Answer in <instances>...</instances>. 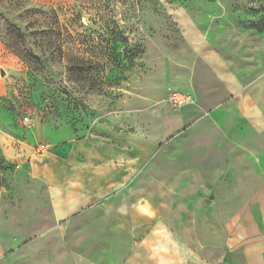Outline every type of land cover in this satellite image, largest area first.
I'll return each mask as SVG.
<instances>
[{"label":"rangeland","instance_id":"rangeland-1","mask_svg":"<svg viewBox=\"0 0 264 264\" xmlns=\"http://www.w3.org/2000/svg\"><path fill=\"white\" fill-rule=\"evenodd\" d=\"M221 57L264 71V0H0V208L14 219L15 235L24 234L21 243L52 226L47 188L31 160L64 156L67 145L92 135L114 144L135 123L149 130L168 120L172 136L204 135L207 156L198 183L205 164L201 154L194 165L191 150L200 141L180 137L175 144L190 151L171 149L174 170L142 177L158 214L180 216L175 228L183 213L193 224L201 216L204 230L190 224L189 236L167 233L164 243L194 251L180 253L178 264L186 257L191 264H264L260 157L245 159L259 181L243 182L238 158L214 152L213 109L201 105L212 97ZM189 77L195 94L184 89ZM171 91L194 103L173 108Z\"/></svg>","mask_w":264,"mask_h":264},{"label":"crops","instance_id":"crops-1","mask_svg":"<svg viewBox=\"0 0 264 264\" xmlns=\"http://www.w3.org/2000/svg\"><path fill=\"white\" fill-rule=\"evenodd\" d=\"M218 64L212 97L201 104L213 109V150L219 156L238 158L235 164L245 167L243 182L259 181L258 175L252 176L251 161L245 159L260 157L254 164L260 167L264 183V71L237 69L227 57ZM256 77L260 79L255 81ZM185 83V91L195 94L194 78ZM160 126L144 130L135 123L134 131L116 134L114 144L92 135L67 145L64 156L48 152L31 160V173L47 188L52 226L21 243L24 234L15 235L14 219L5 218L0 208V264H178L180 253L182 257L194 253L185 245L164 243L167 233L172 238L189 236L193 223L183 213L178 229L175 221L180 216L168 211L166 216L158 214L143 192L142 177L165 168L174 170L170 161L178 156L171 149L181 145L175 144L178 138L187 137L200 141L191 151L194 165L203 155V170L200 167L194 174L203 183L206 137L172 136L168 120ZM183 146L190 151V146ZM189 156L177 170H186ZM234 178L229 175L231 181ZM196 219L194 229L204 230L201 216ZM186 258L182 264H191Z\"/></svg>","mask_w":264,"mask_h":264},{"label":"built area","instance_id":"built-area-1","mask_svg":"<svg viewBox=\"0 0 264 264\" xmlns=\"http://www.w3.org/2000/svg\"><path fill=\"white\" fill-rule=\"evenodd\" d=\"M166 101L175 109H181L187 105H191L194 103V100L189 95L173 91L168 93V95L166 96ZM27 120V118H24L25 122ZM47 148V146L42 145L39 149L41 152H45Z\"/></svg>","mask_w":264,"mask_h":264},{"label":"water","instance_id":"water-1","mask_svg":"<svg viewBox=\"0 0 264 264\" xmlns=\"http://www.w3.org/2000/svg\"><path fill=\"white\" fill-rule=\"evenodd\" d=\"M3 72H1V74H2Z\"/></svg>","mask_w":264,"mask_h":264}]
</instances>
